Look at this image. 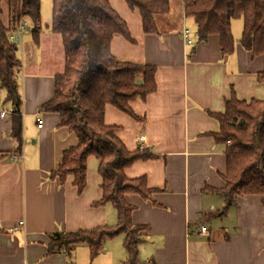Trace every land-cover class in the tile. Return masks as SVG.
Wrapping results in <instances>:
<instances>
[{
  "label": "crops",
  "instance_id": "crops-1",
  "mask_svg": "<svg viewBox=\"0 0 264 264\" xmlns=\"http://www.w3.org/2000/svg\"><path fill=\"white\" fill-rule=\"evenodd\" d=\"M110 3L133 39L116 34L110 44L112 54L119 61L156 66V90L130 101L138 118L111 104L104 112L105 123L117 127L128 149L157 155L125 169L127 177H145L148 187L157 190L153 201L126 195L135 207L132 222L146 226L141 231V262L264 264L262 196H238L226 205L219 192L226 187V145L216 140L220 124L211 115L225 112L232 92L241 100L264 99V84L258 81L264 54L252 56L241 45V19L232 21L234 52L222 56L218 34L198 41L196 24L184 15L182 0H170V12L156 18L159 33L145 32L140 11L130 9L125 0ZM2 10L1 18L9 24L5 1ZM184 27L189 28L192 44L182 35ZM18 41L23 98L20 153L11 136V110L3 104L0 91V111L10 112L0 115V264H123L127 253L122 235L109 239L93 258L86 244L78 245L71 257L48 253L50 233L113 226L118 215L111 203L94 205L103 194L95 156L88 158L81 192L73 176L61 182L50 175L63 151L78 141L60 125L58 113L42 109L53 98L56 75L65 67L61 36L40 24Z\"/></svg>",
  "mask_w": 264,
  "mask_h": 264
},
{
  "label": "trees",
  "instance_id": "trees-1",
  "mask_svg": "<svg viewBox=\"0 0 264 264\" xmlns=\"http://www.w3.org/2000/svg\"><path fill=\"white\" fill-rule=\"evenodd\" d=\"M4 1L9 24L1 18ZM125 1L130 9L140 11L145 32H160L156 18L170 12V0ZM182 2L184 15L196 24L199 42L218 34L222 56L231 55L235 49L232 21L241 19V45L252 56L264 54V0ZM23 17L35 27L40 25L41 0H0V91L3 104L11 110V136L18 153L23 144V98L18 81L21 61L18 46L9 33ZM49 28L61 36L66 59L63 72L55 78L54 96L42 109L58 113L60 125L68 127L78 140L63 151L58 168L50 175L61 182L73 176V183L81 192L86 185L88 158L95 156L103 194L94 205L111 203L118 219L113 226L50 233L48 253L63 252L71 257L78 245L86 244L93 258L104 250L109 239L122 235L127 253L123 264H144L140 260V244L141 231L146 226L132 222L135 207L128 203L126 195L138 194L153 201L152 194L157 190L148 187L145 177H127L125 169L157 155L147 149H128L117 135V127L105 123L104 112L106 105L111 104L138 118L130 101L144 99L156 90V66L119 61L112 54L110 44L116 34L133 39L126 21L110 0H52ZM258 81L264 84V71L259 73ZM225 105V112L211 113L220 124L215 138L226 145V187L219 192L227 206L247 194L261 195L264 204V99L241 100L232 92Z\"/></svg>",
  "mask_w": 264,
  "mask_h": 264
},
{
  "label": "built area",
  "instance_id": "built-area-1",
  "mask_svg": "<svg viewBox=\"0 0 264 264\" xmlns=\"http://www.w3.org/2000/svg\"><path fill=\"white\" fill-rule=\"evenodd\" d=\"M27 31H29L28 23L26 21L20 20L16 24H14L13 28L10 30L9 38L12 41L16 42V39H20L21 34L24 33V32H27ZM189 32H190L189 28L184 27L183 30H182V35H183V37L185 38V40H186V42L188 44H192V39L189 38ZM9 113L10 112L8 110H5V109L0 111V115L2 117L8 115ZM42 122H43L42 119L38 120V126L39 127L42 126ZM143 139H144V136H141V140H143ZM15 157H19V155H16ZM19 224L20 225L23 224V221H19ZM201 229L202 230H206V227L202 226Z\"/></svg>",
  "mask_w": 264,
  "mask_h": 264
},
{
  "label": "rangeland",
  "instance_id": "rangeland-1",
  "mask_svg": "<svg viewBox=\"0 0 264 264\" xmlns=\"http://www.w3.org/2000/svg\"><path fill=\"white\" fill-rule=\"evenodd\" d=\"M51 20H52V0H41V26L42 27H45L46 25L49 26L51 24ZM22 21H26L28 23L29 31L35 26L26 17H23ZM18 40L19 39H16V43Z\"/></svg>",
  "mask_w": 264,
  "mask_h": 264
}]
</instances>
